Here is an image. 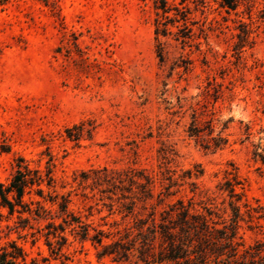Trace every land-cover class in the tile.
Instances as JSON below:
<instances>
[{"label": "rangeland", "instance_id": "374dc122", "mask_svg": "<svg viewBox=\"0 0 264 264\" xmlns=\"http://www.w3.org/2000/svg\"><path fill=\"white\" fill-rule=\"evenodd\" d=\"M167 2L163 14L159 0H0V182L18 157L50 169L52 186L42 188L54 201L42 203L54 221L67 197L90 234H107L104 243H125L138 219L153 210L158 220L177 198L208 208L216 227L237 207V264H260L264 0L235 9ZM157 22L165 35L155 34ZM17 216L0 206V247L14 240L27 264H61L43 237L28 234L46 220L22 228ZM70 230L66 264H175L140 260L136 250L100 255Z\"/></svg>", "mask_w": 264, "mask_h": 264}, {"label": "trees", "instance_id": "16d2710c", "mask_svg": "<svg viewBox=\"0 0 264 264\" xmlns=\"http://www.w3.org/2000/svg\"><path fill=\"white\" fill-rule=\"evenodd\" d=\"M185 1L188 0H180V3ZM221 3L229 9H235L238 0H221ZM156 9H160L163 14L168 12L167 0H159ZM160 24L161 22H157L154 32L156 35L159 33L165 35L166 28H161ZM189 131L190 135H198V129L194 125ZM218 140L221 141V138ZM209 146L206 145V147ZM217 146L218 144H214V147ZM52 183L53 177L50 169L47 168L44 173H41L39 169L29 167L23 158L18 157L16 167L8 178V182L6 184L0 182V206L7 208L9 214L17 212L22 228L32 229L33 224L30 223V220H34L36 223L46 220L43 226H36L34 231H30L28 234L32 237V241L36 239V235L43 237L49 252L59 257L61 264H66L64 262L66 256L62 252V248L67 241L65 230L69 226L75 239L80 242L91 240L92 243L101 246L100 255H112L118 259H127L132 250H136L139 259L143 261L151 258L158 262L199 264L212 257L216 264H237V247L239 245L236 240L239 215L237 207L233 208V217L228 223L223 222L221 227H216V223L212 220V212L208 208H204L205 213L200 212L192 208L191 202L184 203L181 198H177L175 202L167 204V209L160 212L158 220L155 219L153 210L146 219H138L134 230L127 229L125 243L120 239L104 243L103 237H107V234L97 229H94V233L90 234L88 225L79 221L68 210L69 200L67 197L61 196L60 202H57L58 214L56 217H60L61 222L54 221L55 216L42 203L47 200L53 203V199H46L42 188V185L49 188ZM32 190L41 199H33L28 196L27 200H24V196L29 195ZM229 191L233 192L232 186ZM163 194L167 197L171 192ZM147 195L151 196V189H148ZM162 201L163 198L160 197L156 204H160ZM24 213L27 216H22ZM128 237L130 238L128 239ZM19 262L27 264L24 250L14 240H8L5 245L0 247V264H19ZM260 262V264H264V257L260 258ZM256 264L258 263L256 262Z\"/></svg>", "mask_w": 264, "mask_h": 264}]
</instances>
